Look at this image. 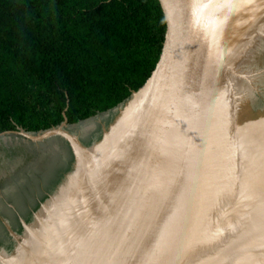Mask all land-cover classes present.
I'll list each match as a JSON object with an SVG mask.
<instances>
[{
  "label": "bare ground",
  "instance_id": "obj_1",
  "mask_svg": "<svg viewBox=\"0 0 264 264\" xmlns=\"http://www.w3.org/2000/svg\"><path fill=\"white\" fill-rule=\"evenodd\" d=\"M238 79L232 85L241 99L242 82ZM230 91L226 87L221 95L228 100ZM183 92L184 98L174 102L186 110L182 116L191 117L188 111L199 106L198 114L192 115L194 120L207 123L221 120L220 114L232 117L227 138L222 136L221 146L211 151H219V160L211 157L210 173L214 165L226 167L225 153L232 149L236 165L231 167V184H241L240 189L228 185L235 194L223 195V202L215 195L213 206L208 203V237L216 238L218 245L211 243L204 248L202 264H219L227 259L226 253L235 259L230 264H264V120L242 124L238 119L236 123L229 104L215 118V111L205 104L209 98L202 95L204 88L189 85ZM139 97L98 145V137L91 148L78 139V174L71 178L59 202L44 206L39 223L27 227L29 236L13 255L0 254L1 264H161V260L163 264H180L182 255L185 264H191L197 259L195 250L179 247L182 236L175 232L180 212L172 211L170 220L171 209L165 204L173 201L176 188L183 193L193 184L177 176L184 166L177 158L181 156L182 139L176 145L160 136L153 138L148 148L144 146L145 131L152 125L146 119L141 126L135 125ZM195 99L198 101L193 102ZM168 121L170 131L163 135H173L183 126L177 118ZM206 136L210 142L211 133ZM216 216L222 217L217 231L224 234L220 239L209 230ZM246 253L251 254L246 257Z\"/></svg>",
  "mask_w": 264,
  "mask_h": 264
},
{
  "label": "trees",
  "instance_id": "obj_2",
  "mask_svg": "<svg viewBox=\"0 0 264 264\" xmlns=\"http://www.w3.org/2000/svg\"><path fill=\"white\" fill-rule=\"evenodd\" d=\"M162 43L158 0H0V134L113 112L151 77Z\"/></svg>",
  "mask_w": 264,
  "mask_h": 264
},
{
  "label": "water",
  "instance_id": "obj_3",
  "mask_svg": "<svg viewBox=\"0 0 264 264\" xmlns=\"http://www.w3.org/2000/svg\"><path fill=\"white\" fill-rule=\"evenodd\" d=\"M158 1L163 16L162 52L151 77L132 95V101L140 96L139 108H137L139 115L136 112L138 116L135 125L141 126L145 119L151 123L153 128L146 130V136L144 135V138L147 137L144 142L147 148L152 141L154 142L153 138L160 136L164 138V142L169 138V141L176 145H179L177 140L182 139L181 156L177 155V158L184 166L182 165L177 176L182 182L189 180L193 184L183 193L176 188L173 201L165 204L171 209L170 220L173 216L172 211L180 212L177 213L178 224L175 232L176 235L182 236L179 247L195 250L198 257L196 260L192 257L191 264H202L204 248H209L207 246L211 243L218 245L216 238L213 241L208 237L209 225L205 221L208 203L213 206L215 195L217 201L221 198L223 202V195H233L235 193L232 188L240 189L239 185L241 186L240 183L234 186L231 184V167L236 165L231 157L232 149L226 150V167L221 164L220 169L219 166L214 165L210 173L211 157L219 160V151L216 153L211 151L214 147L221 146L222 136L225 135L227 138L226 129L228 130L229 123L233 119L220 114L221 120L215 122L205 123L199 118L194 120L192 115L198 114L199 106H194L191 112L188 111L192 115L186 117L181 115L186 110L174 105V102L184 98L183 89L185 90L189 85L193 88L197 85L206 90L202 95L208 96L209 99L205 104L208 109L215 111V118L218 112L227 110L229 104L234 121L237 123L241 99L237 100L233 94V99L227 100L221 94L238 78V71L235 69L243 65L248 51L256 41L264 37V0ZM249 40L251 41L248 44ZM210 84L216 87L218 94ZM195 101L198 99L193 102ZM170 118H177L176 122H181L183 126L173 135L166 136L163 134L170 131L171 127L168 124ZM66 125H68L67 121L44 134L48 136L60 133L76 153L75 149L81 148L80 143L77 137L63 131ZM153 130L155 131L150 133ZM9 133L12 132H5L0 136ZM18 133L28 134L22 129ZM210 133L209 142L206 135ZM193 135L194 137H191ZM76 157L78 160L77 154ZM228 185L232 188H228ZM220 220L222 217H214L213 224L209 228L210 232L215 231L217 239L224 235L221 232L217 233ZM239 253L242 254L241 251ZM249 254L251 253H246L245 256ZM225 256L227 259L219 264H230L231 260H235L229 253ZM180 259V264L186 263L185 255ZM161 264H163L162 260Z\"/></svg>",
  "mask_w": 264,
  "mask_h": 264
},
{
  "label": "rangeland",
  "instance_id": "obj_4",
  "mask_svg": "<svg viewBox=\"0 0 264 264\" xmlns=\"http://www.w3.org/2000/svg\"><path fill=\"white\" fill-rule=\"evenodd\" d=\"M242 66V70L235 69L240 78L238 83L242 82L239 120L242 124L264 120V37L248 51ZM232 86L229 100L233 99V94L238 100V91ZM131 102L132 97L111 113L99 114L81 125H66L63 131L80 139L88 148L98 137L96 146L105 133H110L122 121L123 112ZM65 143L60 133L45 136L44 133L12 132L0 136L1 255H13L19 243L21 245L29 236L27 226L39 223L44 206L59 202L71 178L78 174L75 152L72 158L67 149L65 152L59 149V146L65 148ZM51 153L54 157L48 159Z\"/></svg>",
  "mask_w": 264,
  "mask_h": 264
}]
</instances>
